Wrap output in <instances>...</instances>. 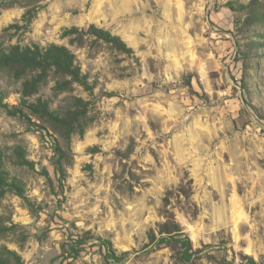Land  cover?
<instances>
[{
    "label": "rangeland",
    "instance_id": "374dc122",
    "mask_svg": "<svg viewBox=\"0 0 264 264\" xmlns=\"http://www.w3.org/2000/svg\"><path fill=\"white\" fill-rule=\"evenodd\" d=\"M91 24L132 53L62 36ZM31 43L70 49L90 88L58 89L50 74L26 98L78 113L70 131L22 108L29 76L0 68L4 102L27 115L0 107L5 168L33 203L11 191L0 199V249L23 264H108L96 239L75 258L62 249L90 230L130 252L122 264H183L170 246H146L171 214L196 264H264V0L1 3L0 46ZM16 146L32 167L15 163Z\"/></svg>",
    "mask_w": 264,
    "mask_h": 264
},
{
    "label": "trees",
    "instance_id": "16d2710c",
    "mask_svg": "<svg viewBox=\"0 0 264 264\" xmlns=\"http://www.w3.org/2000/svg\"><path fill=\"white\" fill-rule=\"evenodd\" d=\"M20 0H0L1 3L11 2L18 3ZM27 23L30 22L32 15L29 10L24 16ZM72 40L82 43L84 35L94 36L113 48L125 52L132 53V49L128 47L124 40L118 35L112 34L110 31L99 28L93 24L87 29H79L78 27L66 28L62 32V36H72ZM0 68L8 69L16 77L29 76L23 81L22 100L20 105L22 108L29 109L32 113L39 115L42 119L51 121L54 124L65 126L73 131L78 124V113H73L72 117L60 115L56 110L52 109L47 100L38 98L35 102L27 101V97L37 91L38 84L44 82L46 78L52 74L59 77L56 81V88L62 89L66 84L73 82L82 86L84 89L90 88V83L85 74L82 73L80 66L76 61L75 54L64 45L50 43L41 46L37 43L30 45L14 44L7 48L0 46ZM28 74V75H26ZM80 101V99L78 100ZM0 107L6 112L20 117H26L23 109L16 106H10L4 102V95L0 91ZM82 114V113H80ZM81 130V129H80ZM56 151L60 153L56 161V171L63 179L65 170L62 162V151L60 147H56ZM13 156L15 163L20 166H33V162L26 158L23 147L16 146L13 148ZM6 153L0 146V199L7 191L14 192L18 197L23 199L28 206L33 208V203L26 195L24 184L16 177H11L5 168ZM91 239L101 241L100 246L104 252V258L108 264H122L128 258L129 251H123L119 254L113 247L110 240H102L96 237L90 230L83 233L80 240L75 243L66 242L65 247L72 251V258H75L83 250L84 245ZM147 243L149 247L170 246L174 252V258L177 262L183 264H196L195 256L197 251L194 250L190 237L183 231L181 226L173 219L171 214L166 215V220L157 225V229L150 228L147 232ZM253 262L252 259H250ZM0 264H23L21 256L14 250L4 247L0 249ZM71 264V261L67 263Z\"/></svg>",
    "mask_w": 264,
    "mask_h": 264
}]
</instances>
